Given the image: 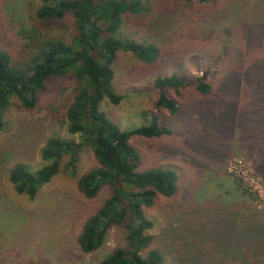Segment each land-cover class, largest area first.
I'll list each match as a JSON object with an SVG mask.
<instances>
[{"label":"rangeland","instance_id":"obj_1","mask_svg":"<svg viewBox=\"0 0 264 264\" xmlns=\"http://www.w3.org/2000/svg\"><path fill=\"white\" fill-rule=\"evenodd\" d=\"M142 2L158 7L173 26L155 39L121 27L123 37L151 42L157 56L147 62L120 51L112 88L122 98L118 102L104 98L100 110L120 130L145 124L152 114L172 129L171 135L130 139L140 155L139 169L167 168L179 179L175 195H158L146 210V218L153 223L152 245L162 251L165 264H254L248 246L254 239L252 227L264 223V178L254 169L255 151H248L249 143L243 137L257 121L250 115L241 126L238 109L241 104L250 109L253 97L243 86L238 94V90L228 89L225 98H239L227 99L231 105L214 110L197 104L200 96L191 88L181 90L179 97L167 89L181 108L173 117L165 109H156L159 89L154 80L172 73L186 79L211 74L210 79V68L217 64L212 80L229 84L231 75L252 70L264 57V44L251 35V31L260 33L256 26L264 20V0H221L213 6L180 0V7L174 9L173 0ZM37 5V0H0L3 47L20 49L29 42V11ZM49 28L67 40L75 32L70 14ZM231 49L241 58L230 66ZM75 83L70 74L55 76L37 96L34 107H23L13 98L4 114L0 130V264H99L112 250L127 245L125 231L119 226L108 229L102 246L90 253H83L76 243L85 219L108 194L103 187L95 197L86 198L77 190V177L98 164L90 146L79 153L75 173L67 168L69 156L65 155L58 173L33 199L18 194L8 179L17 164L31 171L45 164L40 152L49 137L78 140L68 132L64 117ZM259 254L263 260L264 249Z\"/></svg>","mask_w":264,"mask_h":264},{"label":"trees","instance_id":"obj_2","mask_svg":"<svg viewBox=\"0 0 264 264\" xmlns=\"http://www.w3.org/2000/svg\"><path fill=\"white\" fill-rule=\"evenodd\" d=\"M37 1L39 5L29 11L32 23L29 33L32 36H29V42L24 47H3L4 38L1 39L0 33V130L13 98L23 107L32 108L51 78L70 74L76 83L64 117L68 132L77 136L78 140L49 137L40 152L45 164L34 171L17 164L9 171L8 179L18 194L33 199L39 188L58 173L65 155L69 156L67 168L75 173L79 153L90 146L98 164L77 177V190L86 198L95 197L103 187L108 189V194L85 219L76 238L79 249L83 253L99 249L108 229L119 226L125 231L126 247L112 250L99 264H165L162 251L152 245L153 223L146 218V210L154 205L158 195L171 197L176 194L178 175L162 167L139 169L140 155L130 139L133 136L171 135L172 129L162 123L157 114H152L147 123L130 130H120L100 110V103L104 98L112 102L122 98L112 88L113 67L117 64L120 51H129L147 62L157 56L151 42L123 37L121 27L155 39L173 25L170 19L163 17L158 7L145 5L142 0ZM219 1L196 0L210 6ZM179 2L173 0V9L180 7ZM67 14L72 16L75 24V32L70 40L54 34L49 28ZM256 28L260 33L251 31L254 34L251 35L256 36V41H261L262 45L264 20ZM230 56V66L241 58L238 51L232 52V49ZM217 66L215 64L210 68V79L207 76L211 74L187 79L176 73L156 77L154 85L159 92L154 105L157 110L165 109L170 116L177 117L180 105L167 89L174 90L179 97L180 91L188 87L200 96L197 104L220 110L222 105H231L227 99L234 101L239 98L238 95L225 98L224 93L234 88L238 94L243 86L253 98L249 102L250 109L243 104L238 107L242 116L240 125L244 126L246 117L250 115L257 121L256 127H252L250 133L247 130L243 137L249 143L248 151H255L254 169L264 178V57L252 70L242 69L236 75L230 74L232 78L229 84L228 81L219 84L218 80H212ZM252 238L248 247L255 258L254 264H264V259L258 257L264 249V223L252 227Z\"/></svg>","mask_w":264,"mask_h":264}]
</instances>
